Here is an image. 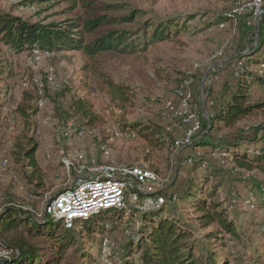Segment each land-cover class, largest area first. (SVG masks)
Masks as SVG:
<instances>
[{
	"label": "rangeland",
	"instance_id": "obj_1",
	"mask_svg": "<svg viewBox=\"0 0 264 264\" xmlns=\"http://www.w3.org/2000/svg\"><path fill=\"white\" fill-rule=\"evenodd\" d=\"M98 1L121 4L114 15H123L132 9L140 11L134 22L117 28L134 30L147 21H151L152 27L165 23L171 29V37L150 43L145 51L131 56H103L100 65L115 80L126 81L132 87L134 95L125 107L111 101L107 93L86 76L83 67L88 61L81 52L48 51L37 60L32 48L15 50L0 39V158L8 160V165L0 169V214L3 209L13 207L36 219H43L45 203L72 186L79 176H95L94 168L98 164H138L155 170L161 178L163 187L159 195L167 203L159 215L176 213L203 235L215 229L216 224L200 227L196 220L199 213L192 204L194 196L205 197L207 204L210 200L220 202L234 221L240 239L222 233L213 240V250L227 259L234 256L243 264H264V228L261 223L264 194L258 190L259 184H264V174L238 168L232 153L222 146L217 147L238 135L253 138L257 133H263L262 129L254 132L252 128L264 126V110L238 122L233 128L215 122L214 131L210 132L203 126L206 131L202 137H196L191 147L176 152L171 151L165 142L150 145L137 133L120 130L126 125L145 122L159 128L161 138L169 136L170 141L182 136V128L169 133L164 131L170 124V117L165 114L163 103L173 98L172 88L188 74L194 63L198 67L189 108L203 120L204 109L209 111L219 107L238 78L258 74L256 62L246 58L240 77H232L229 67L234 59L242 57L261 40L262 20H253L249 10L244 9L235 15L234 22L223 27L213 26L210 31H206L210 26L201 24L188 23L184 28L182 25L194 14L234 13L236 6L241 7L251 0ZM0 8L30 22L43 24L62 23L77 13H83L79 4L74 6L71 0H0ZM177 25L179 29L176 31ZM152 27L148 29V35ZM220 47L223 54L215 56ZM49 71L53 72L61 88L52 89L45 85L44 77ZM38 88L43 89L45 100L41 108L36 106ZM248 91L252 100L264 101L262 83H250ZM79 95L86 97L99 113L101 122L96 127H81L76 119L67 116L70 99ZM174 104L177 105V99ZM19 106L26 110V115L18 110ZM79 131L84 132L81 137ZM27 140L37 143L35 157L45 181L42 187L27 181L24 161L15 157L20 156V146ZM251 142L242 143L238 152L259 150L264 146V135ZM196 150L202 152V160L208 164L206 169H201L199 163L182 166L181 162ZM249 192L253 194L252 199ZM146 198L142 195L135 199L128 194L125 196V206L121 217L115 219L114 229H110L111 222L104 226L107 229L104 237L109 240L106 245L99 233L87 234L76 227L77 236L82 237L66 249L59 264H77L79 257L84 264L90 261V264L118 263L119 258L110 256H117L127 236L139 226V211L133 219H128V214L134 208H151L143 205ZM95 218L97 215L92 217ZM47 224L48 227L58 225L63 228L55 220H49ZM3 249L0 238V251ZM228 264L233 261L228 260Z\"/></svg>",
	"mask_w": 264,
	"mask_h": 264
},
{
	"label": "trees",
	"instance_id": "obj_2",
	"mask_svg": "<svg viewBox=\"0 0 264 264\" xmlns=\"http://www.w3.org/2000/svg\"><path fill=\"white\" fill-rule=\"evenodd\" d=\"M71 2L74 6L79 4L83 13H77L62 23H33L0 8V39L15 50L37 47L49 51L81 52L88 61L83 67L86 76L91 77L95 84L107 93L111 101L116 102L120 107L129 105L134 95L132 87L126 81L115 80L100 65L103 56L107 54L114 57L131 56L140 51L143 52L148 44L169 39L171 29L165 23H158L152 27L151 21L144 22L134 30L120 29L117 28L118 25L134 22L140 11L132 9L126 14L114 15L113 12L121 7V4H108L98 0H71ZM235 15L231 12H220L215 15L194 14L189 16L187 22L182 25L184 28L188 23L210 27L218 26L220 23L230 24L235 21ZM260 20H262L261 40L248 49L242 57L238 56L239 59L246 58L247 61L256 63L264 60V16ZM150 27L152 30L148 35ZM177 29H179L178 25L176 31ZM252 82L264 85V76L255 73L247 78L243 75L237 79L235 87L230 88L221 105L214 109V116L210 119L209 127L206 122L203 124L210 132L214 131L215 122L221 123V126L225 128H233L238 122L264 110V101H254L249 96L248 88ZM1 105L0 103V108ZM18 110L26 115V110L22 106H19ZM66 114L71 119H76L81 127L93 128L101 122L99 113L82 95L70 99ZM254 127L252 131L262 129L263 133L259 132L253 138L238 135L217 147L222 146V149L230 151L238 168L246 171L256 170L264 174V146L254 152H248L247 149L238 152L242 143H252L251 141L263 138L264 126ZM120 130L137 133L150 145L155 146L160 143L159 141L165 142L169 148V136L161 138L160 129L148 123L126 125ZM164 131L168 132L166 129ZM36 150L37 143L27 140L20 146V152H18L20 156L15 155V157L18 161H24L27 181L42 187L45 181L35 157ZM258 187V190L263 192L264 184L261 183ZM194 199L192 204L199 213L196 220L200 227H208L215 223V229L201 235L176 213H170L167 216L159 215L167 202L148 209L134 208L128 214V219H133L136 211H139V226L127 236L117 256L113 254L110 257L119 258L116 264H228V260L233 261V264H243L234 256L227 259L226 256L217 254L212 248L213 240L222 233L240 239L236 225L228 217L222 203L210 200L207 204L205 197L194 196ZM122 209L101 212L94 220L92 216L77 222L72 228H64L62 225L63 228H60L58 225L47 226L49 220H55L51 217L36 219L17 208L7 207L0 214V238L4 248L11 252L7 257L0 258V264H59L66 249L82 237L80 234L79 237L77 236L76 227H80L87 234L92 231L99 233L102 239L107 231L104 228L106 222H111L110 229H114L115 219L121 217ZM77 264H84L81 257L77 260Z\"/></svg>",
	"mask_w": 264,
	"mask_h": 264
},
{
	"label": "built area",
	"instance_id": "obj_3",
	"mask_svg": "<svg viewBox=\"0 0 264 264\" xmlns=\"http://www.w3.org/2000/svg\"><path fill=\"white\" fill-rule=\"evenodd\" d=\"M244 9L246 11L249 10L252 13L253 20L257 22L264 16V0H251L241 7L236 6L234 14H241ZM224 25L225 23H220L218 27H223ZM211 28H207L206 31H210ZM32 50L37 60L42 55L49 53V50H41L37 47L32 48ZM222 54L223 48L220 47L216 50L215 56H221ZM255 66L258 69V74L264 76V60H260ZM197 67L198 64L194 63L188 74L172 88L173 98L166 99L163 103L164 112L170 117V124L166 128L167 131L172 132L177 128H182L184 131L182 136L173 137L170 140L169 149L173 152L191 147L196 137H202L204 131H206H203L204 122L209 127L210 119L214 116V109L209 111L204 109L205 120H203L202 117L189 108ZM229 67L233 76L239 77L245 69V61L243 58H236L230 63ZM44 81L48 88H61V84L56 81L52 71L45 75ZM42 90V88L37 90L36 106L39 108L45 105ZM174 99H177V105L174 104ZM83 134L84 132L82 131L78 132L80 137ZM195 163H199L201 169L208 167V164L202 160V152L199 150L189 154L181 162L183 167L191 166ZM7 165L8 160L0 158V169H4ZM94 171L95 176H79L72 186L51 197L45 203L42 213L43 217L49 216L57 220L64 228H72L77 222H82L101 212L124 208V198L127 194L134 199L137 195L146 196L147 198L143 205L151 208L166 202L164 197L159 195V191L163 187L161 178L153 169L138 164L120 163L112 165L102 163L98 164ZM248 195L250 199L253 198L251 192ZM261 223L264 228V216L261 218ZM105 227H107V224ZM108 242V238L104 237L103 244L106 245ZM10 252L11 250L4 248L0 251V255L1 257H7Z\"/></svg>",
	"mask_w": 264,
	"mask_h": 264
},
{
	"label": "crops",
	"instance_id": "obj_4",
	"mask_svg": "<svg viewBox=\"0 0 264 264\" xmlns=\"http://www.w3.org/2000/svg\"><path fill=\"white\" fill-rule=\"evenodd\" d=\"M230 72V71H229ZM226 74H228V71L226 70ZM232 77H234V76H232ZM233 79V78H232Z\"/></svg>",
	"mask_w": 264,
	"mask_h": 264
}]
</instances>
